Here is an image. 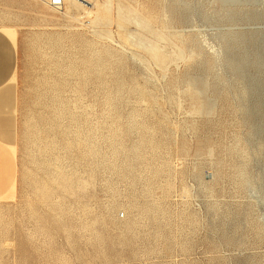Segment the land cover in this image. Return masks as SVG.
<instances>
[{
	"label": "rangeland",
	"instance_id": "obj_1",
	"mask_svg": "<svg viewBox=\"0 0 264 264\" xmlns=\"http://www.w3.org/2000/svg\"><path fill=\"white\" fill-rule=\"evenodd\" d=\"M46 1L0 0V264H264V0Z\"/></svg>",
	"mask_w": 264,
	"mask_h": 264
},
{
	"label": "built area",
	"instance_id": "obj_2",
	"mask_svg": "<svg viewBox=\"0 0 264 264\" xmlns=\"http://www.w3.org/2000/svg\"><path fill=\"white\" fill-rule=\"evenodd\" d=\"M47 5L54 9H61L65 5V0H47Z\"/></svg>",
	"mask_w": 264,
	"mask_h": 264
},
{
	"label": "crops",
	"instance_id": "obj_3",
	"mask_svg": "<svg viewBox=\"0 0 264 264\" xmlns=\"http://www.w3.org/2000/svg\"><path fill=\"white\" fill-rule=\"evenodd\" d=\"M6 30H7V29H6ZM8 31H9V30H8ZM13 38H14V36H13ZM14 40H15V38H14ZM14 44H16V43H14ZM13 72H14V74H13L12 76H10L12 81H14V79H15V75H16V73H15V72H16V68H14V69H13ZM12 81H11V82H12Z\"/></svg>",
	"mask_w": 264,
	"mask_h": 264
},
{
	"label": "bare ground",
	"instance_id": "obj_4",
	"mask_svg": "<svg viewBox=\"0 0 264 264\" xmlns=\"http://www.w3.org/2000/svg\"><path fill=\"white\" fill-rule=\"evenodd\" d=\"M72 1H73V2H74V1H78V2H81V3L85 4V5L88 4V2H87L86 0H72ZM72 1H71V2H72ZM65 3H66V0H65Z\"/></svg>",
	"mask_w": 264,
	"mask_h": 264
}]
</instances>
